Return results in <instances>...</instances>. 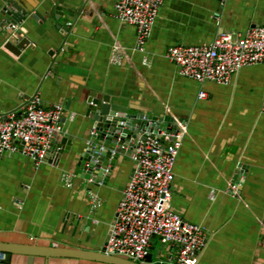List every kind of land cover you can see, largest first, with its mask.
I'll use <instances>...</instances> for the list:
<instances>
[{
	"label": "crops",
	"instance_id": "0c3cea01",
	"mask_svg": "<svg viewBox=\"0 0 264 264\" xmlns=\"http://www.w3.org/2000/svg\"><path fill=\"white\" fill-rule=\"evenodd\" d=\"M9 1L0 0V20ZM22 1L38 5L44 19L30 14L9 30L12 42L31 41L20 54L5 47L8 35L0 26V114L20 112L34 95L43 105L61 103L64 134L75 143L38 167L19 152L0 155V242L96 251L108 239L135 163L131 155L120 156L106 182L82 177L81 141L93 127L86 112L94 92L128 113L177 117L185 124L171 207L207 231L199 264H264V63L242 68L226 84L201 83L183 76L166 56L171 45L264 25V0H165L144 51L136 49V27L116 16L117 0ZM54 8L66 17L45 15ZM59 24L71 25L69 34ZM115 48L121 63L111 61ZM64 172L76 174L72 186L63 182ZM90 191L101 198L95 211ZM153 246L154 256L156 238ZM166 247L161 243L158 255L167 256L172 248ZM0 264L114 263L41 256L29 262L28 255L14 254Z\"/></svg>",
	"mask_w": 264,
	"mask_h": 264
},
{
	"label": "built area",
	"instance_id": "2783aa9c",
	"mask_svg": "<svg viewBox=\"0 0 264 264\" xmlns=\"http://www.w3.org/2000/svg\"><path fill=\"white\" fill-rule=\"evenodd\" d=\"M164 1H116V16L136 27L137 50H145ZM117 49L111 56L113 63L122 60ZM166 56L178 66L183 76L201 83L226 84L242 68L264 63V25L252 26L242 35L223 32L210 42L171 45ZM143 61L149 63L147 57ZM205 96L206 92L202 90L200 97ZM64 112L63 104L43 105L40 96L34 95L26 100L20 112L0 114V155L19 152L31 158L36 167L46 162L56 135L65 133ZM74 117L75 113H72L70 120ZM173 118L175 129L153 130L145 136L142 133L134 142L131 156L135 167L117 205L108 239L103 244L106 254L140 264L200 262L207 245V231L171 207L174 168L186 132L185 124L179 118ZM95 131L93 127L90 132L94 134ZM74 177L76 174L64 172L62 180L72 186ZM231 190L237 195L235 186ZM215 196L216 189H211L210 197ZM89 206L91 211L101 206V198L96 192L90 191ZM154 238H158L165 249L166 246L172 248L167 256L159 254L154 258ZM6 256V252L0 251V263Z\"/></svg>",
	"mask_w": 264,
	"mask_h": 264
},
{
	"label": "water",
	"instance_id": "95a60500",
	"mask_svg": "<svg viewBox=\"0 0 264 264\" xmlns=\"http://www.w3.org/2000/svg\"><path fill=\"white\" fill-rule=\"evenodd\" d=\"M38 5L30 6L22 0H10L7 11L4 14L5 19L0 20L1 30L8 35V40L5 47L15 54H20L31 41L28 37H22L20 41L14 43L10 40L13 33L9 30L16 25H19L23 19L30 14L34 18L44 19L43 14L36 12ZM35 11V12H34ZM57 10L51 9L45 12L48 17H55L59 20L61 17H66L65 12L60 11L57 15ZM69 17H71L69 15ZM62 32L69 34L71 25H58ZM52 55V53H50ZM55 69V66H53ZM88 109L86 115L93 120L95 133L89 132L85 138V142L81 149L79 158V166L82 177L90 176L92 183L106 182L112 174L120 156H130L135 140L140 136L147 135L153 130L159 131L169 128L175 129L174 118L171 116H155L145 113L131 114L127 108L114 104L108 95L95 94L91 92L88 99ZM24 106V105H23ZM92 127V128H93ZM65 143L68 146H63ZM74 140L67 137L65 134H57L53 142L52 149L48 155V160L57 154L59 159L65 151L70 152L73 147ZM128 147V148H127ZM245 170V169H244ZM241 168V173L244 171ZM234 182H240L239 179ZM79 224L76 220L75 225ZM153 248V247H152ZM105 247L102 245L99 250H84L77 248H69L67 246L58 245H17L11 243L0 242V251L7 253L4 262H11L14 254H25L29 256V262H33L35 257H72L94 259L114 264H140L124 257L109 255L103 252ZM151 260V257L148 258ZM147 264V263H144Z\"/></svg>",
	"mask_w": 264,
	"mask_h": 264
},
{
	"label": "rangeland",
	"instance_id": "374dc122",
	"mask_svg": "<svg viewBox=\"0 0 264 264\" xmlns=\"http://www.w3.org/2000/svg\"><path fill=\"white\" fill-rule=\"evenodd\" d=\"M161 248V242L158 238H156V249L154 252V258L156 259L158 257L159 249Z\"/></svg>",
	"mask_w": 264,
	"mask_h": 264
}]
</instances>
